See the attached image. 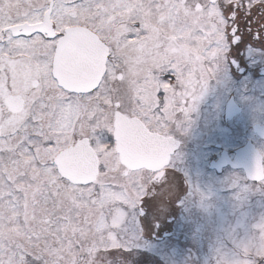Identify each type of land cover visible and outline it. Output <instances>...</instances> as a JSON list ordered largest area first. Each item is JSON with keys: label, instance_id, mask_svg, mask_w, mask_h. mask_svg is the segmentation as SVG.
<instances>
[{"label": "snow or ice", "instance_id": "1", "mask_svg": "<svg viewBox=\"0 0 264 264\" xmlns=\"http://www.w3.org/2000/svg\"><path fill=\"white\" fill-rule=\"evenodd\" d=\"M249 41L264 0H0V264L130 251L149 187L172 194V133Z\"/></svg>", "mask_w": 264, "mask_h": 264}, {"label": "flooded vegetation", "instance_id": "2", "mask_svg": "<svg viewBox=\"0 0 264 264\" xmlns=\"http://www.w3.org/2000/svg\"><path fill=\"white\" fill-rule=\"evenodd\" d=\"M240 26L245 32L243 21ZM164 79L175 84L174 76L165 74ZM257 126L264 127V44L249 41L232 52L216 79L209 82L183 122L184 130L172 133L177 147L170 156L168 168L180 174L184 188L178 203L179 217L169 219L163 227L154 224L151 234H146L138 222L125 245L130 251L116 252L109 255V260L115 264H141L140 259L144 255L151 256V252H194L197 249L192 246L196 232V229L191 230L194 222L200 227L197 220L202 212L212 219V214L209 216L201 206L222 202L223 195L236 196L243 188L256 190L261 184L247 178L244 158L236 162L237 156L245 153L248 146H254L264 159V134H258ZM220 162L222 165H218ZM230 178L235 179L233 185ZM158 186L160 182L154 187ZM194 187L203 194L192 191ZM151 188L153 186L149 190ZM212 192L216 198L211 197ZM234 200L240 202L241 199L235 197ZM118 254L121 257H117Z\"/></svg>", "mask_w": 264, "mask_h": 264}, {"label": "rangeland", "instance_id": "3", "mask_svg": "<svg viewBox=\"0 0 264 264\" xmlns=\"http://www.w3.org/2000/svg\"><path fill=\"white\" fill-rule=\"evenodd\" d=\"M170 172L173 176L172 194L167 193L161 186L149 190L151 196L146 200L155 199L156 202L154 206L147 208L148 214L144 219L143 227L146 234L153 233L154 224L163 227L167 225L169 219L179 217L178 203L183 196L184 188L180 174L171 169ZM230 179L229 182L233 185L235 179ZM192 191L203 194L196 187ZM213 195L214 192L211 193V197H215ZM235 197L240 198V202L234 200ZM241 201L244 204H241ZM201 208L209 216L212 214V219H206L203 212L199 214L200 218L197 221L202 227L193 233L195 240L192 246H197L194 252L177 251L176 254L151 252V256L144 255L140 259L141 264H218L221 257L226 264H242V258L246 264H264V261L254 255L245 256L244 254V248L259 235L257 225L264 223V183L258 185L256 190L243 188L236 196L230 193L225 194L222 196V202L206 204ZM177 226L176 228L180 227L178 224Z\"/></svg>", "mask_w": 264, "mask_h": 264}, {"label": "water", "instance_id": "4", "mask_svg": "<svg viewBox=\"0 0 264 264\" xmlns=\"http://www.w3.org/2000/svg\"><path fill=\"white\" fill-rule=\"evenodd\" d=\"M256 128H257V132L260 136H261V134H264V127L257 126ZM262 137L264 138V135H262ZM176 147H177V145H176ZM176 147H175V143H174V147H173L170 155L176 149ZM241 158H244V160L246 161L244 163L243 168L245 169L247 177L251 180H254L253 176L255 174V170H256L257 165L259 164L261 167H263L262 156L260 155V153L258 152V150H256V148L254 146H248L245 149V153L242 152L241 154H239V156H237L236 162L239 161ZM218 165H222V162H220ZM257 182H259V181H257Z\"/></svg>", "mask_w": 264, "mask_h": 264}, {"label": "trees", "instance_id": "5", "mask_svg": "<svg viewBox=\"0 0 264 264\" xmlns=\"http://www.w3.org/2000/svg\"><path fill=\"white\" fill-rule=\"evenodd\" d=\"M206 219H208L209 220V218H206ZM200 225V224H199ZM202 226V225H201ZM197 227H198V225H197V223H195L194 222V224H193V229H191L192 231H195V229H197ZM121 254H118V255H116L117 257H121L120 256ZM149 256V255H148Z\"/></svg>", "mask_w": 264, "mask_h": 264}, {"label": "clouds", "instance_id": "6", "mask_svg": "<svg viewBox=\"0 0 264 264\" xmlns=\"http://www.w3.org/2000/svg\"><path fill=\"white\" fill-rule=\"evenodd\" d=\"M250 256V255H249ZM242 264H246V261H244V259L242 258Z\"/></svg>", "mask_w": 264, "mask_h": 264}]
</instances>
